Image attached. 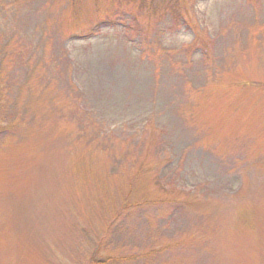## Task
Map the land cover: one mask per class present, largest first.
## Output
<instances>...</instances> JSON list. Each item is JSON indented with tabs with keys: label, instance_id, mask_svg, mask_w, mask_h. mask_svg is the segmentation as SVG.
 <instances>
[{
	"label": "rangeland",
	"instance_id": "374dc122",
	"mask_svg": "<svg viewBox=\"0 0 264 264\" xmlns=\"http://www.w3.org/2000/svg\"><path fill=\"white\" fill-rule=\"evenodd\" d=\"M154 1L0 0V264H264V0Z\"/></svg>",
	"mask_w": 264,
	"mask_h": 264
},
{
	"label": "trees",
	"instance_id": "16d2710c",
	"mask_svg": "<svg viewBox=\"0 0 264 264\" xmlns=\"http://www.w3.org/2000/svg\"><path fill=\"white\" fill-rule=\"evenodd\" d=\"M141 2H144V6H140L141 12L146 13L149 18L157 16V8L155 6L158 4L154 0H141ZM163 4H165L162 7L164 15L170 14L174 22L182 21V13L186 10L184 0H163Z\"/></svg>",
	"mask_w": 264,
	"mask_h": 264
}]
</instances>
